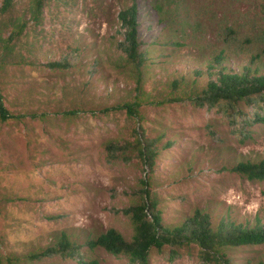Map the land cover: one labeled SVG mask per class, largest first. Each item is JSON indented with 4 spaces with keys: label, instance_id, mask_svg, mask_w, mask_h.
Instances as JSON below:
<instances>
[{
    "label": "trees",
    "instance_id": "trees-1",
    "mask_svg": "<svg viewBox=\"0 0 264 264\" xmlns=\"http://www.w3.org/2000/svg\"><path fill=\"white\" fill-rule=\"evenodd\" d=\"M112 1L116 12L107 16L108 32L100 34L87 20L81 28L77 14L106 12L103 0H28L22 12L17 0H1L0 125L26 128L28 121L51 113L70 121L82 114L123 113L128 124L102 142L101 153L109 166L142 167L137 186L119 194L127 202L114 210L127 219L131 235L116 227L91 228L81 241L77 233L62 230L45 245L7 251L5 203L14 199L4 192L0 176V264H99V249L129 264H151L153 250L168 249L174 260L193 248L201 264H238L233 250L264 247V217L241 213L216 194L204 198L199 191L204 185L190 177L199 156L211 155L216 173L264 182V151H239L228 141L245 146L255 139L254 127L264 125V0H231L228 12L214 9L217 0ZM52 4L57 8L49 14L58 16L61 30L49 41L56 43L49 55L39 39ZM61 4L63 12H56ZM31 33L35 41L25 53L20 44ZM25 67L59 77L64 100L71 96L68 106L22 111L8 104L7 74ZM36 89L28 88L27 95L36 96ZM178 107L211 114L200 128L207 143L192 142L176 116L162 112ZM186 183L193 184L192 193L183 190ZM167 187L183 192L163 196L158 189ZM261 251L247 264H264Z\"/></svg>",
    "mask_w": 264,
    "mask_h": 264
},
{
    "label": "rangeland",
    "instance_id": "rangeland-1",
    "mask_svg": "<svg viewBox=\"0 0 264 264\" xmlns=\"http://www.w3.org/2000/svg\"><path fill=\"white\" fill-rule=\"evenodd\" d=\"M103 1L109 7L106 12L91 10L87 15L77 14L81 28H87L84 23L87 20L97 33L108 32L110 26L107 16L115 14L116 6L112 0ZM27 4L28 0H17L16 6L22 12ZM230 4L231 0H217L214 9L217 12L222 9L228 12ZM55 8L52 4L46 9L42 26L45 32L39 39V43L45 47L43 51L49 55L53 52L50 48H56V43L49 41L57 37L61 30L58 16L49 14ZM63 10L61 4L56 12L61 13ZM67 15L72 18L71 13ZM22 41V51H32L34 33ZM7 75L8 104L12 102L15 109L52 110L69 104L71 96H68V101L64 100V83L59 77L52 75L48 78L46 71H32L27 67L21 73L11 69ZM37 85V95H27L26 90ZM100 85L105 88L103 82ZM55 100L58 102L54 103ZM155 112L151 110L150 116ZM162 112L169 119L175 115L179 125L191 136L192 142L195 139L199 144L208 142L200 128L212 118L211 114L204 111L190 114V110L183 107ZM27 123L26 128L24 125H0V164L3 167L0 171L1 183L8 197L14 199L5 203V249L23 253L34 245L47 244L53 232L59 233L62 230L77 233L81 241L86 239L91 228L116 227L126 237H130L131 229L127 219L114 210L122 208L127 202L119 194L137 186L143 174L142 167L136 162L109 166L101 153L102 142L116 136L120 128L128 124L126 116L123 113L97 117L82 114L70 121L62 114L56 116L51 113L45 120H30ZM254 129L255 139L245 146L237 145L232 139L228 141L236 145L239 151H264V125L258 124ZM214 158L211 155L199 156L201 161L191 168L193 171L190 178L204 185L199 190L202 196L206 198L216 194L217 198L234 205L241 213L260 212L264 217V182L244 181L227 173H216ZM177 189L167 187L165 191L158 190L166 197L169 190L175 195L183 190L192 193L193 184L186 183L183 190ZM110 190L117 192L113 194ZM23 242H27L28 247L23 246ZM261 250H264L263 246L242 247L232 253L236 263L247 264V259L260 256L263 252ZM95 257L100 261L99 264H129L125 258L112 256L100 249ZM150 259L151 264H201L195 248L191 251L183 250L181 256L174 260H171L168 249L161 252L153 250ZM45 262L80 264L60 260Z\"/></svg>",
    "mask_w": 264,
    "mask_h": 264
}]
</instances>
